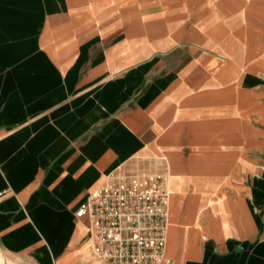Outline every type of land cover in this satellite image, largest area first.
Instances as JSON below:
<instances>
[{
    "label": "crops",
    "instance_id": "crops-1",
    "mask_svg": "<svg viewBox=\"0 0 264 264\" xmlns=\"http://www.w3.org/2000/svg\"><path fill=\"white\" fill-rule=\"evenodd\" d=\"M114 172L169 180L162 264H264V0H0V263L97 264Z\"/></svg>",
    "mask_w": 264,
    "mask_h": 264
},
{
    "label": "built area",
    "instance_id": "built-area-1",
    "mask_svg": "<svg viewBox=\"0 0 264 264\" xmlns=\"http://www.w3.org/2000/svg\"><path fill=\"white\" fill-rule=\"evenodd\" d=\"M171 192L146 172H114L76 211L88 219V259L97 264H162L169 232Z\"/></svg>",
    "mask_w": 264,
    "mask_h": 264
},
{
    "label": "rangeland",
    "instance_id": "rangeland-1",
    "mask_svg": "<svg viewBox=\"0 0 264 264\" xmlns=\"http://www.w3.org/2000/svg\"><path fill=\"white\" fill-rule=\"evenodd\" d=\"M216 5H218L219 6V3H216ZM217 36V35H216ZM188 131L186 130V131H182V134H180V135H178L180 138H185V137H187L188 135ZM169 148H171V150H173V149H177L178 151H177V154H180V155H185L186 153H187V151H184V150H186V148L187 147H185V146H171V147H169ZM161 155H159V158L160 159H166L167 160V158H165L164 157V155H163V152H161L160 153Z\"/></svg>",
    "mask_w": 264,
    "mask_h": 264
},
{
    "label": "bare ground",
    "instance_id": "bare-ground-1",
    "mask_svg": "<svg viewBox=\"0 0 264 264\" xmlns=\"http://www.w3.org/2000/svg\"><path fill=\"white\" fill-rule=\"evenodd\" d=\"M167 180V183L169 184V180L168 179H166ZM1 264V263H0Z\"/></svg>",
    "mask_w": 264,
    "mask_h": 264
}]
</instances>
